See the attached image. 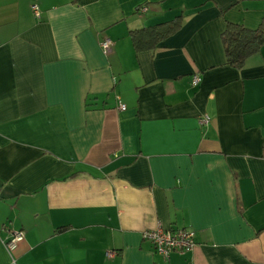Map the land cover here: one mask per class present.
Segmentation results:
<instances>
[{"label":"crops","instance_id":"crops-1","mask_svg":"<svg viewBox=\"0 0 264 264\" xmlns=\"http://www.w3.org/2000/svg\"><path fill=\"white\" fill-rule=\"evenodd\" d=\"M233 25L264 0H0V264H264V40L230 64Z\"/></svg>","mask_w":264,"mask_h":264},{"label":"built area","instance_id":"built-area-1","mask_svg":"<svg viewBox=\"0 0 264 264\" xmlns=\"http://www.w3.org/2000/svg\"><path fill=\"white\" fill-rule=\"evenodd\" d=\"M32 14L37 17L38 10L35 5L31 6ZM111 45V40L107 37H102L99 41V47L102 52L106 53ZM200 80L198 74L194 73L190 77V85H195ZM118 109H124L123 104L117 103ZM208 121L207 115H202L199 123H206ZM142 238L147 239L153 246L155 254L166 258L170 252L182 254L189 251L193 246V233L183 228L163 229L160 225L145 230L142 233ZM22 239V232L20 230H11L8 238L2 240L4 250L6 251L10 261L14 262V250L16 244Z\"/></svg>","mask_w":264,"mask_h":264},{"label":"trees","instance_id":"trees-1","mask_svg":"<svg viewBox=\"0 0 264 264\" xmlns=\"http://www.w3.org/2000/svg\"><path fill=\"white\" fill-rule=\"evenodd\" d=\"M172 29L173 23H170L162 27L160 31L155 29H138L131 31L130 36L134 50L137 51L152 47L156 38L163 36ZM221 40L223 42L226 61L233 65H240L244 57L251 52L259 42L264 40V32L259 29L248 30L242 26L233 25L230 26V28L227 27L223 31Z\"/></svg>","mask_w":264,"mask_h":264}]
</instances>
